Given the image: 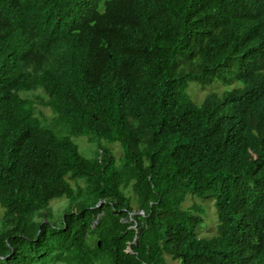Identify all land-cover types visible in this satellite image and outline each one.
<instances>
[{
    "label": "trees",
    "instance_id": "obj_1",
    "mask_svg": "<svg viewBox=\"0 0 264 264\" xmlns=\"http://www.w3.org/2000/svg\"><path fill=\"white\" fill-rule=\"evenodd\" d=\"M169 260L264 264V0H0V264Z\"/></svg>",
    "mask_w": 264,
    "mask_h": 264
},
{
    "label": "rangeland",
    "instance_id": "obj_2",
    "mask_svg": "<svg viewBox=\"0 0 264 264\" xmlns=\"http://www.w3.org/2000/svg\"><path fill=\"white\" fill-rule=\"evenodd\" d=\"M216 88H219L220 86H214ZM213 87H205L200 89V91L193 90L196 94L195 100L199 101L201 100V97L204 93L209 91ZM42 97V95H41ZM44 100V98H42ZM35 107L34 113L37 112V114H40L45 120L49 121L51 117L53 116L51 112L49 111L48 107H42V105H38ZM72 141L77 145V149L79 153L84 156L85 158H90L93 153V143L90 144L88 139L86 137H72ZM113 154L115 156H119L121 154V151L116 145L110 146ZM51 208L54 214L60 213L63 208L66 206V202L64 200H58L51 202ZM207 207V220L205 224V228H199L198 232L199 234H206L207 232L212 233L213 230V223H214V214L213 209L210 204L206 205ZM168 264H176L174 261H168Z\"/></svg>",
    "mask_w": 264,
    "mask_h": 264
},
{
    "label": "clouds",
    "instance_id": "obj_3",
    "mask_svg": "<svg viewBox=\"0 0 264 264\" xmlns=\"http://www.w3.org/2000/svg\"><path fill=\"white\" fill-rule=\"evenodd\" d=\"M217 86H219V85H217ZM208 87H210V86H208ZM211 90V89H210ZM208 92V91H207ZM202 100V99H201ZM201 100H199V102L201 101Z\"/></svg>",
    "mask_w": 264,
    "mask_h": 264
}]
</instances>
